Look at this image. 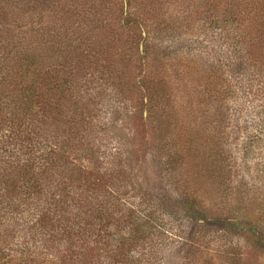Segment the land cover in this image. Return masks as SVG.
Segmentation results:
<instances>
[{
  "label": "trees",
  "instance_id": "16d2710c",
  "mask_svg": "<svg viewBox=\"0 0 264 264\" xmlns=\"http://www.w3.org/2000/svg\"><path fill=\"white\" fill-rule=\"evenodd\" d=\"M0 1L1 8L12 12V16L16 15L18 3H30L9 0L14 4L10 5L8 0ZM72 1L67 4L65 13L70 24L74 19L75 22L73 31L64 39L54 38L52 42L45 30L36 37L33 34L21 37L5 30L3 33L0 28V212L15 214L16 227L21 229L13 253L5 254L0 249V264H146L148 254L144 253L139 260H134L132 255L140 247L151 254L154 236L160 237L163 247L167 243L163 220L174 215L182 221L185 219L189 225L201 227L223 222L226 229L238 230L236 221L208 217L193 199L195 194L187 183L182 190L176 185L181 181L178 182L175 175L168 176L165 169L161 170L157 149L153 150L151 143L146 146L145 158L140 160L134 141L112 137L105 124L96 130L92 121L96 119L94 100L79 106L77 93H74L76 80L48 69L54 59L49 52L58 47V56L66 57L75 67H93L94 71L99 58L111 56L114 51L116 26L124 30L121 34L127 32L130 36L129 42L133 41L130 47H137L141 64L150 59L147 46L141 53L138 45L142 38L141 27L147 28V24L141 13H132L133 0H114V8L109 2L111 13L105 20L102 13L94 10L98 2L102 7L108 0H81L80 5ZM141 1L140 11L150 7L149 1ZM199 6L208 9V13L211 10L217 13V18L212 21L206 16L203 20L196 18L199 30H190L194 38L205 40L213 36L211 32L216 27L224 28V34L233 43L232 49L244 62H260L252 40L256 38L257 45L264 43V0H246L244 4L242 0H208ZM74 9L82 11L73 16ZM11 15L9 18H3L9 15H0V20L3 18L2 23L9 24ZM243 30L253 32L254 36L249 38L251 34L244 35ZM173 33L168 29L164 34L170 38ZM4 41L7 42L5 47ZM63 44H66L65 51L60 50ZM186 50L177 48V54H173L179 57L171 59L165 55L154 64L164 71L167 67L182 68L186 74L194 70L199 80L215 72H209V63L201 61L199 54L196 64H192L190 58H185L189 57ZM152 51L158 55L156 50ZM115 57L117 55L111 56ZM195 66L199 70L195 71ZM103 78L109 80V76ZM123 78L122 85L132 83L131 77ZM94 80L92 76L86 84ZM157 88L150 90L151 96L143 103L148 107V120L143 112L136 113L135 119L141 117L145 123L159 120L158 130H161V124H167L172 113L162 107L167 90L159 88L157 91ZM134 116L135 110L132 118ZM112 125L111 120L108 126L112 129ZM185 127L186 136L176 134L170 140L166 156H171L170 151L174 149L175 157L180 156L182 160L181 167L190 169V165H185L192 155L193 150L188 152V148L194 144V129L190 122ZM217 154L215 151L212 157ZM212 157L202 154L195 160L201 168L198 180L202 183L209 174ZM164 163L176 164L171 157ZM220 167V161L215 160L212 172ZM140 173L146 178L147 188L139 185V190L133 188L135 192L131 194L134 176ZM151 175L164 176L165 180L161 179L156 188L149 189ZM137 198L141 202L136 201ZM200 220L204 224L200 225ZM183 258L184 264H190V258Z\"/></svg>",
  "mask_w": 264,
  "mask_h": 264
},
{
  "label": "rangeland",
  "instance_id": "374dc122",
  "mask_svg": "<svg viewBox=\"0 0 264 264\" xmlns=\"http://www.w3.org/2000/svg\"><path fill=\"white\" fill-rule=\"evenodd\" d=\"M69 1L72 0H28L30 3L27 5L24 1L18 3L16 15L13 16L12 12H5L0 6V15H9L3 18L12 16L9 24H3L1 18L0 28L3 33L5 30L10 35L21 37H30L31 34L36 37L38 32L45 30L46 37L52 42L54 38L64 39L73 31L75 22L74 19L70 24L69 16L65 13ZM76 1L72 2L80 5L81 0ZM148 1L150 7L140 11L142 1L133 0L132 13H141L145 18L147 28L141 27L142 38L138 40V45L141 53L147 46L149 61L141 64L137 47H130L133 45V41L129 42L130 36L127 32L121 34L124 30L116 26L120 35L115 34L114 51L111 53V56L117 55L114 59L105 55L99 58L94 71L93 67L83 69L72 65L66 57L58 56L57 47L49 52V55H54V59L48 69L71 81L76 80L74 93H77L79 106L94 100L92 106L96 110V119L92 121L96 130L105 124L111 130L112 137L134 141L140 160L145 158L146 146L151 143L153 150L157 149L156 158L161 162V170L165 169L168 176L175 175L177 181H181L176 185L182 190L184 183H187L195 194L193 199L208 217L239 224L238 230L226 229L223 222L199 227L189 225L185 219L182 221L175 215L166 217L163 228L167 230V243L161 247L160 237L154 236V251L149 254L140 247L132 255L134 260L141 259L146 253L149 255L145 259L146 264H184V256L190 258V264H264V43L257 45V39L253 38L260 62H244L241 55L237 52L238 56L236 50L232 49L233 43L224 34V28L216 27L211 32L213 36L205 40L193 37L190 30H199L196 18L203 20L206 16L210 17V21L217 18V13L212 10L208 13V9L199 8L201 3L205 4L208 0ZM7 2L14 5L9 0ZM109 2L114 8L115 1L108 0L102 7L98 2L94 10L104 15L102 19L111 13ZM244 3L246 0H242ZM81 11L74 9L73 16ZM168 29L174 32L170 38L164 34ZM242 34H251L249 38L254 36L249 30H243ZM2 45L5 47L7 42L4 41ZM177 48L187 49L185 52L189 53V57L185 58H190L192 64H196V55L199 54L201 61L209 63V72H215L199 80L194 70L189 74L184 73L182 68L175 70L167 67L164 71L160 67L161 70H158L154 64L156 59L165 55L171 59L179 57L176 56ZM60 50L65 51L66 44ZM152 50H156L158 55ZM168 63L171 64L170 61ZM142 65L144 69H141ZM194 69L199 70L197 66ZM92 76L95 80L92 84H86ZM103 76H109V80ZM123 77H131L132 83L122 85ZM157 86V91L159 88L167 90L168 96L161 101L162 107L174 116L171 114L168 123L161 124V130H158L159 120L145 123L141 117L137 121L135 119L136 113L139 115L141 112L147 119L148 107L143 103H147L151 96L150 90ZM82 87L84 90L81 91ZM122 92L125 94L122 95ZM134 110L135 116L132 118ZM111 120L114 122L112 129L108 126ZM187 122L194 129V144L188 148V152L193 151L185 165H190V169L181 167L182 160L180 156L175 157L174 149L170 151L171 156H166L170 150V140L176 134L186 136ZM100 135L103 136L101 132ZM215 151L218 154L212 157ZM202 154L211 156L214 161L219 160L221 165L220 169L212 172L213 161L203 183L198 180L201 168L196 162ZM168 157L174 158L176 163L168 164L169 168L164 163ZM134 173L137 174V171ZM144 177L143 173L134 176L136 180L131 194L135 192L133 188L139 190V185L147 188ZM150 177L149 189L156 188L158 182L164 179L160 175L157 178ZM136 201L141 202L138 198ZM14 217L15 214L10 212H0V249L5 254L13 253L21 237V229L16 227ZM199 222L200 225L204 224L203 220Z\"/></svg>",
  "mask_w": 264,
  "mask_h": 264
}]
</instances>
